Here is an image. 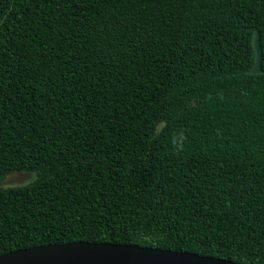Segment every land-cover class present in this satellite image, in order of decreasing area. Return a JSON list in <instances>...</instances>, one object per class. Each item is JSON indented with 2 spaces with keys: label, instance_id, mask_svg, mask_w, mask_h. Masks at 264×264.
I'll list each match as a JSON object with an SVG mask.
<instances>
[{
  "label": "trees",
  "instance_id": "1",
  "mask_svg": "<svg viewBox=\"0 0 264 264\" xmlns=\"http://www.w3.org/2000/svg\"><path fill=\"white\" fill-rule=\"evenodd\" d=\"M73 241L264 264V0H0V254Z\"/></svg>",
  "mask_w": 264,
  "mask_h": 264
},
{
  "label": "water",
  "instance_id": "2",
  "mask_svg": "<svg viewBox=\"0 0 264 264\" xmlns=\"http://www.w3.org/2000/svg\"><path fill=\"white\" fill-rule=\"evenodd\" d=\"M254 61L250 74H260L261 46L259 34L251 37ZM33 178L29 171L16 170L2 181L3 185L23 184ZM0 264H243L226 258L200 255L138 244L73 241L20 248L0 254Z\"/></svg>",
  "mask_w": 264,
  "mask_h": 264
},
{
  "label": "clouds",
  "instance_id": "3",
  "mask_svg": "<svg viewBox=\"0 0 264 264\" xmlns=\"http://www.w3.org/2000/svg\"><path fill=\"white\" fill-rule=\"evenodd\" d=\"M168 128L167 120H158L155 122L153 129L150 133V139L157 140L161 135L165 134V129ZM188 135L185 129L171 131L168 133V140L171 145V151L177 156L181 155L185 151V146L188 142Z\"/></svg>",
  "mask_w": 264,
  "mask_h": 264
}]
</instances>
